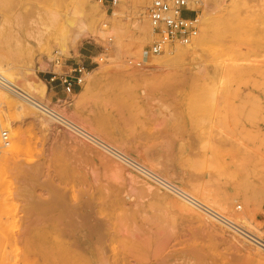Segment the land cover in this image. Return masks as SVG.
I'll list each match as a JSON object with an SVG mask.
<instances>
[{
  "label": "rangeland",
  "instance_id": "374dc122",
  "mask_svg": "<svg viewBox=\"0 0 264 264\" xmlns=\"http://www.w3.org/2000/svg\"><path fill=\"white\" fill-rule=\"evenodd\" d=\"M151 2L33 0L18 25L25 3L0 0V65L27 90L45 80L50 101L31 94L98 139L9 93L0 264H264L260 244L143 171L264 238V0H199L197 37L160 54ZM82 46L68 94L59 74Z\"/></svg>",
  "mask_w": 264,
  "mask_h": 264
},
{
  "label": "built area",
  "instance_id": "2783aa9c",
  "mask_svg": "<svg viewBox=\"0 0 264 264\" xmlns=\"http://www.w3.org/2000/svg\"><path fill=\"white\" fill-rule=\"evenodd\" d=\"M116 1L117 0H113L114 3ZM198 5L199 0H152L151 4L147 8V17L152 28V43L150 44L149 53L160 54L176 44H191L199 34L200 30ZM53 61L58 64L61 63L60 57L55 58ZM84 61L85 60L82 62L67 63V71L59 74V81L63 85L66 93H73L76 87H79L84 83L85 75L87 74L89 68ZM55 78L56 76L51 79L54 80ZM1 83L2 76L0 74V84ZM11 141L12 137L10 129L4 125L0 116V159L3 156L4 150L11 145ZM143 171L159 185L179 197H182L190 204L211 216L213 219L230 226L240 233L248 235L244 229L232 222L215 208L200 201L159 175L144 169ZM251 238L264 245V243L256 238Z\"/></svg>",
  "mask_w": 264,
  "mask_h": 264
},
{
  "label": "bare ground",
  "instance_id": "6f19581e",
  "mask_svg": "<svg viewBox=\"0 0 264 264\" xmlns=\"http://www.w3.org/2000/svg\"><path fill=\"white\" fill-rule=\"evenodd\" d=\"M19 3H25L23 5L22 9H19L16 13L17 16V21H18V25L20 24V22L23 20V18L25 17V14L27 13V4L30 3L33 0H16ZM26 1V2H25ZM144 7V6H143ZM3 11V9H1ZM57 16V15H56ZM4 20V15L3 13L0 12V21ZM66 21L69 24H73V20L72 18L67 14L66 17ZM16 30L19 29V26H15ZM189 45V44H188ZM41 67V66H40ZM0 68L3 69V67L0 65ZM3 73L4 75L0 72L1 76H2V83L0 84V107H7V108H13V107H17V104L15 102L12 101V99H10V95L9 93H12L14 95H17L20 99H23L24 101H27L28 103H30L31 105H33L34 107L38 108L40 111H42L45 114L51 115L54 119H56L59 122H63L67 125H69L70 127H72L73 129H75L77 132L81 133L82 135H85L87 137L92 138V140H95L94 137L96 136H92L91 132L89 133L87 130H85L83 127H81L80 125L72 122L71 120L67 119L64 115H62L61 113H59L57 110H55L54 105L55 102H49V104L46 102L41 101V99H37L36 97H34L31 94L32 92L35 93H39V95L41 97H44L46 100L50 101L46 91H47V86H46V81L45 80H41V84L35 86V87H30V91L21 87L19 84H17L13 78V76L6 72L3 69ZM81 96V95H80ZM86 97V96H85ZM61 101V100H60ZM59 99L57 100L56 103L60 102ZM53 105V106H52ZM18 107L24 108L23 105L20 104L18 105ZM57 109V108H56ZM11 137L12 139L15 138V134L13 132H11ZM98 138V137H97ZM98 139H96L95 141H97ZM100 140V139H99ZM100 144H102L104 147L112 150L114 152V150L112 149L113 147L110 146L109 144H103L102 140L99 141ZM15 143L13 142L11 148H9V152L10 155L15 151ZM119 154V153H118ZM135 165V164H134ZM239 220H241L244 223H248V218L245 216H241V217H237ZM232 221V220H231ZM237 224V223H235ZM238 225V224H237ZM239 227H241L242 229L245 230V232L250 235L251 237L256 238L257 240L261 241L262 243H264V238H262L259 235H256L255 233L251 232L250 230H246L245 228H243L242 226L238 225ZM237 231V230H236ZM240 233V232H239ZM242 235L246 236L245 238H250L251 240L255 241L253 238H251L250 236L241 233ZM256 242V241H255ZM258 244H260L259 242H257ZM263 248L264 245L260 244ZM258 248V247H257ZM262 248V249H263ZM264 250V249H263Z\"/></svg>",
  "mask_w": 264,
  "mask_h": 264
},
{
  "label": "crops",
  "instance_id": "0c3cea01",
  "mask_svg": "<svg viewBox=\"0 0 264 264\" xmlns=\"http://www.w3.org/2000/svg\"><path fill=\"white\" fill-rule=\"evenodd\" d=\"M80 51H81V53L83 54V57H79L78 58V60L79 61H82V60H86V56H87V54L86 53H88V49L87 48H85L84 46H82L81 47V49H80ZM85 53V54H84ZM83 58V59H82Z\"/></svg>",
  "mask_w": 264,
  "mask_h": 264
}]
</instances>
